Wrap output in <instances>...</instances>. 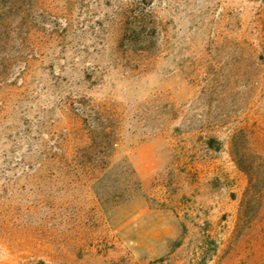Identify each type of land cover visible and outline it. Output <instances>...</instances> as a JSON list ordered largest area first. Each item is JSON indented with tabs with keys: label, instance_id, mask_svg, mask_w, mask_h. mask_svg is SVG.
Returning <instances> with one entry per match:
<instances>
[{
	"label": "rangeland",
	"instance_id": "374dc122",
	"mask_svg": "<svg viewBox=\"0 0 264 264\" xmlns=\"http://www.w3.org/2000/svg\"><path fill=\"white\" fill-rule=\"evenodd\" d=\"M0 264H264V0H0Z\"/></svg>",
	"mask_w": 264,
	"mask_h": 264
}]
</instances>
